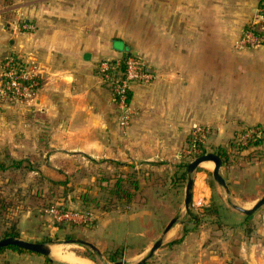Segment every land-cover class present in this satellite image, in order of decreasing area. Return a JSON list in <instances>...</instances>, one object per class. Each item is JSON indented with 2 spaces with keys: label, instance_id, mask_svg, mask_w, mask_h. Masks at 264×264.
Segmentation results:
<instances>
[{
  "label": "crops",
  "instance_id": "crops-1",
  "mask_svg": "<svg viewBox=\"0 0 264 264\" xmlns=\"http://www.w3.org/2000/svg\"><path fill=\"white\" fill-rule=\"evenodd\" d=\"M145 1L150 17L159 2V26L147 28L143 47L135 48L151 79L131 85L133 115L126 127L118 123L112 91L98 70L100 60L126 56L132 44L113 23L121 18V0H30L15 12L0 8V61L8 54L34 58L41 83L33 102L0 108V149L19 158L42 154L51 163L67 155L174 163L195 126L207 128L214 148L247 127L264 130V45L238 44L255 12L254 0ZM260 150L244 148L220 168L230 200L243 208L264 195V152L243 157ZM192 176L191 205L222 207L223 187L208 175ZM160 189L150 191L155 208ZM150 207L143 200L122 219L107 221L109 230L99 224L100 239L105 245L119 238L139 242L128 255L138 261L162 232L153 225L147 232L143 224ZM225 213L233 220L230 233L223 234L224 226H203L207 222L184 232V222L175 223L147 264H264V204L251 215ZM54 253L65 264H97L60 246ZM33 258L39 263L43 257Z\"/></svg>",
  "mask_w": 264,
  "mask_h": 264
},
{
  "label": "rangeland",
  "instance_id": "rangeland-1",
  "mask_svg": "<svg viewBox=\"0 0 264 264\" xmlns=\"http://www.w3.org/2000/svg\"><path fill=\"white\" fill-rule=\"evenodd\" d=\"M5 1L6 3H0V8L7 7L9 12H15L20 3L27 4L30 0ZM145 2V0H121V18L113 22L114 25L118 23L121 34L132 41V44L129 45L130 48L126 52V56H138L143 62L144 68L146 67V63L137 54L138 51L135 48L143 47L147 28L152 26L158 28L159 26V2L152 4L151 17L150 11H146V7L148 6H146ZM10 55L14 54H8L2 57L0 61V76L3 70V60ZM19 56L24 60L27 57V55ZM99 75L101 77V74ZM106 84L111 89V85L109 83ZM33 100L15 103L14 105L31 103ZM188 144L186 139V143L181 149V154L174 163H161L160 161L113 163L107 160L98 162L81 155H67L65 158L56 157L51 163L45 162L48 156L44 157L40 154L34 155L35 158H31L32 164H24L23 169L15 170L14 173L9 170H0V231L12 221H18L21 239L31 242L42 240L44 242L46 240L45 242L51 246V253L48 256L61 264L63 262L55 258L54 252L56 246H60L63 252H74L82 256H90L89 258L97 264H110L115 261L135 264L140 259L136 261L128 257V255L133 252V249L139 242L131 243L130 241H124L123 238H119V243L110 244L107 242L108 244L105 245L106 243L100 239L102 229H100L99 224H106L107 230H109L111 224H108L107 221L111 223L113 220L122 219L123 213L136 210L142 201L146 200L148 205L151 206L147 216L143 218V224L147 232L153 228L156 230L162 229L163 231L166 224L173 217H177L178 221L176 223L184 222V232L193 229L198 230L201 228L200 225L207 222L203 226L211 227L215 230V226L218 228L224 226L223 234L226 235L230 233L229 230L231 229L228 225L234 224L233 220L225 212L227 210L237 211L228 204L227 201L235 204L230 198L224 199L223 206H216L217 210L209 214L207 211L209 208L191 205V202L189 204V212H186L183 200L187 183V165L202 154L209 152L217 154L216 149L218 148L209 145L208 133L205 134L204 144L200 146V151H193V145L190 147ZM16 155L15 153H7L5 149H0V159L6 163L12 158L20 159ZM28 165L32 166L34 170L27 171L26 167ZM178 165L181 166L178 167ZM213 165V162L212 165L208 164V166L201 163L191 175H196V173L208 175L210 182L212 181L213 183ZM181 173L185 175V178L171 182L170 178L172 175H180ZM128 175L139 181L140 189L135 192V195L129 201H126L125 198L113 200L111 188H113L115 180L119 176L126 177ZM155 175H162L163 182L161 183H164L163 185L151 186L149 184L151 178L155 177ZM64 180L66 181L65 184H61L60 181ZM154 181H152L153 184ZM154 187L161 188L157 196L161 204L157 208H155L156 205H150L152 204L150 202L152 198L150 191ZM49 204L63 205L79 212H88L91 219L87 223L57 220L46 211V207ZM107 208L109 211L106 210ZM7 215H10V217H7ZM235 222L238 223V221ZM151 225H153V228ZM194 226L196 228H192ZM236 230H239V228L236 227ZM71 239H81L93 243L100 250L101 255L85 244L66 242ZM25 255H28L29 258H26ZM36 256L42 258L44 255L30 251L20 252L5 249L0 251V264H44L43 258L39 263L33 258ZM148 260L145 263H148Z\"/></svg>",
  "mask_w": 264,
  "mask_h": 264
},
{
  "label": "built area",
  "instance_id": "built-area-1",
  "mask_svg": "<svg viewBox=\"0 0 264 264\" xmlns=\"http://www.w3.org/2000/svg\"><path fill=\"white\" fill-rule=\"evenodd\" d=\"M255 12L251 20L243 29L238 40L242 48H255L264 45V0H254ZM25 28L33 26L23 23ZM0 76V107L32 101L40 87L39 69L34 58L27 56L22 59L18 55H10L4 58ZM99 74L101 79L111 85L113 100L119 112L118 123L121 127L129 125L133 109L130 106V89L135 82H148L151 75L144 68L143 62L138 56L127 55L121 59H103L99 62ZM207 128L195 126L190 134L193 136V151H200L204 144ZM263 131L257 127H250L241 137V143H247L251 136H261ZM46 211L55 219L61 221L85 222L91 219L88 212L70 210L61 212L56 206Z\"/></svg>",
  "mask_w": 264,
  "mask_h": 264
},
{
  "label": "trees",
  "instance_id": "trees-1",
  "mask_svg": "<svg viewBox=\"0 0 264 264\" xmlns=\"http://www.w3.org/2000/svg\"><path fill=\"white\" fill-rule=\"evenodd\" d=\"M126 56H123L121 58V61L123 62ZM253 127H257L258 129H260L261 131H263V134L261 136H251L248 138L247 143L243 144L241 143V137L242 135L245 134V132L247 131L248 128H245L244 130L238 131L237 133H235V136L228 141V143L225 146H220L216 149L217 154L220 156L222 163L225 165V167H228L231 164V156H238L239 152L244 149L247 148L249 146H263L264 147V130L262 127L260 126H253ZM193 136L190 134L189 137L187 138V142L189 143L188 145L190 147H192L193 143ZM262 150L258 151L256 153V151L249 153L246 156H243L244 158L249 159L251 156H256V155H261L262 154ZM31 158H35L34 155H28L25 156L23 158L20 159H9L8 163H6L5 161H2L0 159V170L1 171H6L9 170L10 172H15V170H19V169H23L24 164H32L31 163ZM181 165H178V167H180ZM27 171H33L34 169H32V166L28 165L26 167ZM177 173V171H176ZM123 176H119L117 177V179L115 180V183L113 185V188H111L112 190V197L113 200H120V199H124L126 201H129L134 195L135 192L138 191L139 188V181H136L132 176L128 175L126 177ZM180 178H185V175H183V173H181L180 175H172V177L170 178L171 182L172 181H177ZM155 180V181H154ZM152 181H154V184L152 183ZM65 180L64 181H60L61 184H65ZM163 178L162 175H155V177L151 178L150 180V185L153 186H157V185H163ZM52 206H56L61 212H67L70 211L72 209H69L68 207H65L63 205L57 206L55 204H49L46 209L52 207ZM107 211H109V209H106ZM217 210V208H209L208 214L211 213L212 211ZM1 214V213H0ZM8 214V213H6ZM7 217H10V215H7ZM20 230L18 227V221H12L10 224H8L7 226H5L1 231H0V238H5V237H15V238H21L20 236ZM181 237L178 238L177 240L171 241L169 244H176L178 241H180ZM46 240H44L45 242ZM36 242V241H35ZM37 242H43L42 241H37ZM5 249H10V250H15V251H20V252H29L26 249H23L21 247L15 246V245H8V246H4V247H0V251L5 250ZM90 257V256H87ZM43 262L44 264H61L58 262H55L53 259H51L49 256H43ZM6 264V263H3ZM65 264V263H63ZM143 264H147V263H143Z\"/></svg>",
  "mask_w": 264,
  "mask_h": 264
},
{
  "label": "water",
  "instance_id": "water-1",
  "mask_svg": "<svg viewBox=\"0 0 264 264\" xmlns=\"http://www.w3.org/2000/svg\"><path fill=\"white\" fill-rule=\"evenodd\" d=\"M206 161H211L213 162V170H212V176L213 179L224 188L226 192V199L229 198V189L228 186L220 174V167L222 165V160L220 156L216 153H205L202 154L195 159H193L191 162L188 163L187 168H186V174H187V183L185 187V193H184V207L186 209V212H189V204L191 202V195H192V186H193V176L191 173L196 169L199 164L206 162ZM228 204L236 209L237 211L245 214V215H251L253 214L258 208H260L264 204V195L258 199L250 208H243L238 205H235L229 201H227ZM178 221L177 217H173L164 227L162 231V235L152 244L150 247L148 253L140 259L137 263L135 264H143L145 261H147L149 258L152 257L154 252L161 246L162 244V239L163 235ZM66 242H79L82 244H85L89 246L92 250L97 252L99 255H101L100 250L91 242L81 240V239H71L67 240ZM8 245H15L18 247H21L23 249H26L27 251L38 253L44 256H48L51 253V246L49 243L46 242H31L27 240H23L21 238H15V237H5L0 239V247L8 246ZM110 264H127L124 261H115Z\"/></svg>",
  "mask_w": 264,
  "mask_h": 264
},
{
  "label": "bare ground",
  "instance_id": "bare-ground-1",
  "mask_svg": "<svg viewBox=\"0 0 264 264\" xmlns=\"http://www.w3.org/2000/svg\"><path fill=\"white\" fill-rule=\"evenodd\" d=\"M206 162H211V161H206ZM204 163V162H203ZM212 163V162H211Z\"/></svg>",
  "mask_w": 264,
  "mask_h": 264
}]
</instances>
